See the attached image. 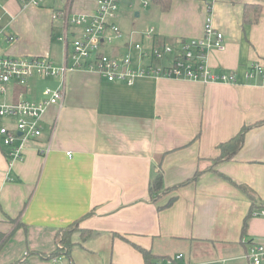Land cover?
<instances>
[{
	"label": "crops",
	"instance_id": "1",
	"mask_svg": "<svg viewBox=\"0 0 264 264\" xmlns=\"http://www.w3.org/2000/svg\"><path fill=\"white\" fill-rule=\"evenodd\" d=\"M57 1H3L0 15L16 40L0 39V50L62 65L66 45L59 39L61 19L53 18ZM96 2L73 0L71 11L92 14ZM133 2L153 5L150 25L138 20V28H128L118 15L120 30L144 48L169 43L176 51L181 40L202 35L212 3L225 48L210 50L206 62L236 82L138 76L127 85L68 71L61 106L47 111L38 137L17 142L20 158L0 146V255L14 237L0 264H153L178 253V264H249L248 244L264 243V216L252 214L264 207V77H245L251 62H264V12L242 24L244 5L264 6V0H170L164 10L154 0L127 5ZM149 27L152 38L142 35ZM75 31L69 29L68 39ZM104 51L123 54L126 47L119 40ZM131 54L135 61L138 51ZM59 82L37 76L25 86L11 81L0 102L40 101L44 87ZM243 126L250 128L240 149L216 161L217 145ZM157 171L163 188L151 198L148 185ZM75 221L69 252L51 256L56 231Z\"/></svg>",
	"mask_w": 264,
	"mask_h": 264
},
{
	"label": "built area",
	"instance_id": "2",
	"mask_svg": "<svg viewBox=\"0 0 264 264\" xmlns=\"http://www.w3.org/2000/svg\"><path fill=\"white\" fill-rule=\"evenodd\" d=\"M3 1L0 9L3 11ZM22 5H40L43 0H17ZM58 15L53 12V18L61 19L62 35L65 51L63 63L53 65L46 57L22 56L12 57L0 50V93L5 94L6 84L11 81L25 86L31 77H58L59 85L55 88L46 86L40 101L18 99L16 101L0 102V146L10 147V155L20 158L19 140L38 137L43 127V119L48 110L61 106L64 96V77L68 71L84 70L95 73L110 82H120L131 85L138 76L186 78L204 83H235L233 74L212 71L206 62V55L210 50L225 48L223 34L213 25L212 3L207 4L203 21L202 35L198 38L181 40L179 50L173 45L163 43L144 48L141 41H134L131 35H125L116 20L119 15V5L123 0H97L92 14L72 13L73 0H59ZM145 4V3H144ZM74 28L75 35L67 48L68 31ZM153 27L143 32L147 38H152ZM0 39L6 44L16 40L15 35L8 30V23L0 15ZM122 40L126 47L123 54L106 53L105 47L113 46ZM132 49L138 51L134 63ZM171 57V63L156 67L154 61H164ZM137 64V66H135ZM260 75L264 77V62L253 61L249 64L245 77L252 79ZM18 133H21L18 135ZM70 155V152H67ZM253 215L264 216V207L253 211ZM249 264H264V243L250 242L246 254ZM183 254L178 253L153 264H178Z\"/></svg>",
	"mask_w": 264,
	"mask_h": 264
},
{
	"label": "trees",
	"instance_id": "3",
	"mask_svg": "<svg viewBox=\"0 0 264 264\" xmlns=\"http://www.w3.org/2000/svg\"><path fill=\"white\" fill-rule=\"evenodd\" d=\"M154 1L159 3L161 5L162 10H164L166 8L167 3H169L170 0H154ZM41 4L38 6H41ZM58 8H60V6L53 9L57 15L60 11V10H58ZM263 12H264V6H262V5L245 4L244 9H243V15H242V24H250V23L256 22ZM57 18H59V16ZM60 37H59V39H60ZM258 124H260V122L257 123V125ZM249 128H250V126H243L233 137L229 138L226 141L220 142L217 145L219 154L215 158V160L218 161L221 159H228V158L234 156L235 153L242 146L244 134H245L246 130ZM196 174H198V171ZM162 188H163L162 174L160 171H157V172H155V174L153 175V177L149 181V185H148L149 196L151 198L157 197L159 195V193L161 192ZM172 201H173V198H170L165 206L169 205ZM77 225H78V221H75L71 225H68L67 227L61 228L58 231H56L54 240H55V244H57V246H55V250L50 254L51 256H54L55 254L59 253L58 251H61L63 253L69 252V249H70L71 244H72L71 243V234L74 230H76V228H78ZM244 226H245V223L243 225V228H244ZM81 231L85 232V231H83V229ZM0 238H1V236H0ZM138 249H140V251L142 252V254L145 258L148 256V254H149L148 251L141 249V248H138ZM15 264H23V263L18 261Z\"/></svg>",
	"mask_w": 264,
	"mask_h": 264
},
{
	"label": "rangeland",
	"instance_id": "4",
	"mask_svg": "<svg viewBox=\"0 0 264 264\" xmlns=\"http://www.w3.org/2000/svg\"><path fill=\"white\" fill-rule=\"evenodd\" d=\"M131 1V0H124L120 2V14L118 19L121 17H123L126 26L128 28H138L137 25L135 24L138 20L141 22L146 21V23H143L144 25H150V21L148 22V20H150V12H148L147 10L149 8H152L153 5L151 3H149L148 7L146 8H142L140 5H138L136 2H133L132 6H129V3L127 5V2ZM135 3V4H134ZM57 6H61V3H59L57 1ZM129 6V7H128ZM74 10V9H73ZM135 11H139L140 12V16L139 17H135L134 16V12ZM73 12V11H72ZM147 16V17H146ZM149 17V18H148ZM59 19V18H57ZM152 20V19H151ZM69 42L71 41V38L68 39ZM11 237V236H10ZM9 237V238H10ZM6 246L3 247V249H5L4 251L1 252L0 258L6 257L5 256V251H8V249H10L13 245H14V237L8 241H6ZM5 244V243H4ZM7 247V248H6ZM1 251V248H0ZM10 252V251H9ZM15 262V261H12ZM18 262V261H17Z\"/></svg>",
	"mask_w": 264,
	"mask_h": 264
},
{
	"label": "water",
	"instance_id": "5",
	"mask_svg": "<svg viewBox=\"0 0 264 264\" xmlns=\"http://www.w3.org/2000/svg\"><path fill=\"white\" fill-rule=\"evenodd\" d=\"M135 15H137V13H135ZM21 133H18V135H20Z\"/></svg>",
	"mask_w": 264,
	"mask_h": 264
}]
</instances>
